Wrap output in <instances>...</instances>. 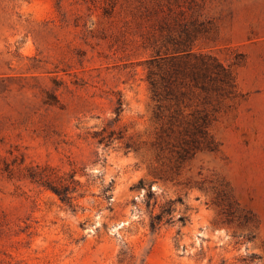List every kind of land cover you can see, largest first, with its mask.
Here are the masks:
<instances>
[{
	"label": "rangeland",
	"instance_id": "374dc122",
	"mask_svg": "<svg viewBox=\"0 0 264 264\" xmlns=\"http://www.w3.org/2000/svg\"><path fill=\"white\" fill-rule=\"evenodd\" d=\"M155 1L179 20L198 2L209 32L194 49L237 82L210 126L217 149L179 170L156 147L146 77ZM174 1L0 0V158L75 167L85 184L72 208L0 170V264H264V0Z\"/></svg>",
	"mask_w": 264,
	"mask_h": 264
},
{
	"label": "trees",
	"instance_id": "16d2710c",
	"mask_svg": "<svg viewBox=\"0 0 264 264\" xmlns=\"http://www.w3.org/2000/svg\"><path fill=\"white\" fill-rule=\"evenodd\" d=\"M174 3L181 5L177 0ZM154 4L157 6L154 12H162L159 16L156 14L152 22L160 38L149 43L153 54L147 59L146 77L154 102L153 117L162 123L156 147L159 151L167 150L173 160L172 169L179 170L197 152L217 149L218 144L210 126L219 101L238 94L237 82L231 66L210 52L194 49L195 41L209 32L206 23L195 16L198 2L188 3L186 8L192 11L190 18L183 16L181 20L173 15L175 12L170 1H167V10H163L159 1ZM184 11L182 9L178 13L183 14ZM149 13L152 15L151 11ZM1 161V172L51 190L72 208L76 206V195L84 194L85 184L77 177L75 167L64 170L49 163L24 164V158L16 154L9 159L2 157ZM81 172L84 173L83 170ZM153 175L155 178H175L173 172L166 175L154 172ZM143 185L140 179L137 186ZM147 192L149 196L153 195L150 183ZM177 201H182V197L165 201L159 211L151 215L152 231L158 229L162 222L170 221L173 204ZM186 218L183 214L178 216L183 223ZM121 254L119 261L123 262L126 259L125 251ZM130 263L129 259L126 264Z\"/></svg>",
	"mask_w": 264,
	"mask_h": 264
}]
</instances>
